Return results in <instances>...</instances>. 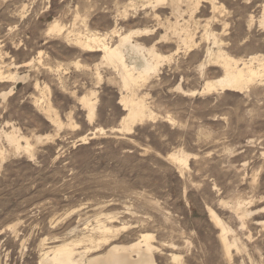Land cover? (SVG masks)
Instances as JSON below:
<instances>
[{
    "label": "rangeland",
    "instance_id": "1",
    "mask_svg": "<svg viewBox=\"0 0 264 264\" xmlns=\"http://www.w3.org/2000/svg\"><path fill=\"white\" fill-rule=\"evenodd\" d=\"M187 1L176 12L172 0H0V71L18 74L0 80V264H38L69 239L129 244L144 233L156 264H264V82L202 92L223 74L207 54L215 37L237 59L264 53V0ZM137 29L164 59L137 90L154 118L129 132L118 70L79 40L114 45Z\"/></svg>",
    "mask_w": 264,
    "mask_h": 264
},
{
    "label": "bare ground",
    "instance_id": "2",
    "mask_svg": "<svg viewBox=\"0 0 264 264\" xmlns=\"http://www.w3.org/2000/svg\"><path fill=\"white\" fill-rule=\"evenodd\" d=\"M154 1L157 4H165L167 0H154ZM193 1H195L194 5L197 8L200 1L199 0H192V3H193ZM215 1H217V0H211V4H212L213 9L216 10V9H218V6L216 5ZM149 2H151V1H149ZM172 2L175 5L176 12H180L181 7H179V2H181V0H172ZM188 2H189V0L187 1V3ZM144 6H146V4ZM191 7H189V8L191 9ZM181 10L184 11L183 9H181ZM182 15H183V12H182ZM191 17H192V15H191ZM177 22H179V21H177ZM260 22L262 25H264V6H263L262 20ZM198 25H199V23H198ZM198 25H197V27H198ZM209 25H210V23H209ZM250 27H251V25H250ZM52 28L58 29L59 31L62 30L61 28H59L58 24L54 25ZM177 30H178V27H176V31ZM181 30H182V27H181ZM143 32H144L143 30L137 29V30H132L130 32H126L124 34H120V38H119L118 43H116L114 45H111V44L109 45V43L106 42L105 36L101 37V36L91 35L88 38H86L85 41L79 40L80 44L83 45V47H84L83 49L91 51V52L92 51L93 52H102L103 53V59L106 61V63H108L109 65L113 66L115 69L118 70L122 85L129 92L127 94H123L122 98L120 99V101L122 102L121 104L124 105V110H127L126 124L124 123L125 124L124 128H126V130L129 132L132 131L133 126L139 120H143L145 117H153V113L148 110V107L145 103L144 98L140 97V95L137 93V90L146 81H148L153 74H156L159 71V66L164 59V56L156 50L155 44H153L150 47H147V46L143 45L141 42H139L138 40L133 39L135 37V35L141 36ZM147 32L149 33L150 31H147ZM182 32L184 33V30H182ZM182 32L181 33L177 32L176 34H179V36L182 38V34H183ZM71 34H72V32H71ZM176 34H174V35H176ZM78 36H79V34H78ZM167 37H168V35H167ZM161 39H163V38H161ZM164 39H165V37H164ZM219 39H217V37H215V40H214V44H216V46L218 47L217 50L213 51V49H210V50H208L207 54H209L208 56H209L210 61H214L216 64H219L223 68V74L218 79L206 80L205 86H204L202 92H212V91H219V90H221V91H223V90L242 91L243 89L248 88L250 85H252L256 82H259V81L261 83H262V81L264 82V53L252 54L250 56L248 55V57H246V58H243V57L240 58L239 57V59H237V58L233 57L232 55H230L231 54L230 52L235 50V46L234 45L230 46L228 43H227L228 45H226V43L223 42L224 39L220 40L221 43H219ZM182 40L185 44H189V42L191 43V41L193 39L190 36V32L185 30V33H184ZM128 58L131 59L132 65L128 63L127 60H130ZM101 63H102V61H101ZM202 64L204 65V63H202ZM200 67H201V65H200ZM201 69H202V67H201ZM17 76H18L17 73H14V74L10 73V74L4 76L3 72L0 71V78H1L0 80H2L3 78H10V79L16 80ZM24 76H25V74H24ZM24 76H23V78H25ZM19 78H20V76H19ZM11 91H12V89H11ZM8 93L5 92L4 94L3 93L2 94L4 96H7ZM84 104L89 108L90 115L91 116L95 115L97 105H95V103L91 99H88V98L84 99ZM2 134H4V136L6 137V140L9 141V143L15 144L17 146V148H19L21 145V139L26 138L25 136L24 137L20 136V135L16 134L15 132H6L4 130L2 131ZM0 135H1V132H0ZM26 144L28 145L27 150L29 151V147L31 144L27 138H26ZM26 144H25V146H26ZM169 157H170V155H169ZM175 159L179 163H182V162L187 163L189 161L188 160L189 158H187V157L185 159L184 158L182 159V157L181 158L176 157ZM239 204L237 206H239ZM247 205L249 206V204H247ZM238 212L240 213V211H238ZM241 212H242V210H241ZM252 213H253V211H252ZM210 214L213 217V219H215L216 222L221 226L220 230H222V240H223L226 248L228 249V251H230L231 245H230L229 241H231V240L228 241V237L226 236V233H227L226 228L227 227L222 225V223H221L220 219H218L215 211L210 209ZM247 215L249 216V214H247ZM111 217L113 218V216H111ZM99 220H97V221H99ZM109 220H111V218ZM98 228H99V230H101L104 233H108L112 230L111 227H108L105 223H100L98 225ZM118 230H119V228H118ZM114 234H115V232H114ZM153 238H154V235L152 233H144L141 235V238H138L137 240H134V241L130 242L129 244L110 243L109 237H104L102 239V241H98V240L96 241V239L93 237L69 239V240H65L63 242H60L58 244H55L54 246H50L49 248H47L46 251L42 255L39 256V257L42 256V258L40 259L38 264H156V259H155V249L156 248L152 244ZM222 240H220V241H222ZM103 244L104 245L108 244V246H109L105 252L101 251L102 247L104 246ZM223 247H224V245H223ZM174 259L177 260L179 258H178V256H174Z\"/></svg>",
    "mask_w": 264,
    "mask_h": 264
}]
</instances>
